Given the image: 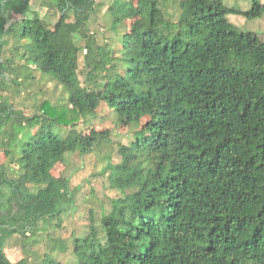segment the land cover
Wrapping results in <instances>:
<instances>
[{
  "label": "trees",
  "instance_id": "obj_1",
  "mask_svg": "<svg viewBox=\"0 0 264 264\" xmlns=\"http://www.w3.org/2000/svg\"><path fill=\"white\" fill-rule=\"evenodd\" d=\"M35 1L55 11L52 26L28 16ZM101 7L0 0V264H69L57 252H72L70 264H264V42L246 46L227 17H262L264 2L243 11L216 0H110L120 55L89 26ZM81 54L84 84L73 64ZM34 71L69 93L65 137L46 130L56 108L45 102L27 115L8 94ZM103 101L136 127L105 169L125 197L112 198L108 211L91 209L87 232L55 236L49 230L62 225L74 191L53 170L107 139L76 128ZM17 236L25 258L15 262L5 250Z\"/></svg>",
  "mask_w": 264,
  "mask_h": 264
},
{
  "label": "rangeland",
  "instance_id": "obj_2",
  "mask_svg": "<svg viewBox=\"0 0 264 264\" xmlns=\"http://www.w3.org/2000/svg\"><path fill=\"white\" fill-rule=\"evenodd\" d=\"M102 5V11L93 16L90 21V28L96 32L99 43L110 42L115 51L120 55L121 49V32L113 27L106 12L110 0H96ZM264 2V0H262ZM217 6L221 9L238 8L243 11L250 9L251 0H216ZM170 12L174 20L178 19L181 12L177 3L170 6ZM32 13L37 12L49 26L57 20V16L53 9L42 7L37 1L32 6ZM228 19L240 31L247 35L245 45H249L253 40L252 45L264 42V15L262 17L249 18L241 13H228ZM17 20L21 16H16ZM134 18L129 21V25L137 21ZM258 41V42H257ZM23 61V60H22ZM19 60V62H22ZM78 68L79 78L84 84L83 55H80L79 62L73 63ZM253 77V73L249 74V78ZM19 89L21 94L18 95ZM15 108L23 110L27 115H33L41 112L44 109L43 104L51 105L50 108L57 109L53 121L46 127L47 131H52L62 137L68 135L70 126L67 125L69 118L64 117L65 110L70 113V103L68 101L69 93L65 90L56 78L51 74H43L39 71L33 72V78H22L19 87L12 86L8 91ZM55 106V107H53ZM52 109V110H53ZM54 111V110H53ZM80 120V121H79ZM76 128L84 133H89L92 130L100 132H108L107 139L96 142L90 153H81L79 151L66 155L63 163H59L53 170V174L57 177H66L70 179L71 188L74 191L73 203L70 210L63 215L62 225L60 227L51 228L49 231L55 236H61L65 239H70L73 231L77 233L87 232L88 224L90 223V210L93 209L97 214L102 212L103 208L107 211L110 209V201L112 198H124L125 195L118 189L112 188L106 172V167L109 163H118L120 154L118 152L121 144L128 145L133 140L136 133V127L131 124L124 116L119 115L112 110L104 101L101 102L94 114L79 119ZM37 127L32 130L23 128L21 133L35 132ZM22 139H29V135H22ZM2 161L6 160L4 152L1 153ZM41 244L36 247L41 253L46 250L45 235H41ZM10 244L17 246H8L5 250L8 257L12 261H20L25 258V255L20 248L21 240L17 236L10 241ZM54 257L64 263H73L75 260L72 252L54 253ZM27 264H38L31 260Z\"/></svg>",
  "mask_w": 264,
  "mask_h": 264
}]
</instances>
